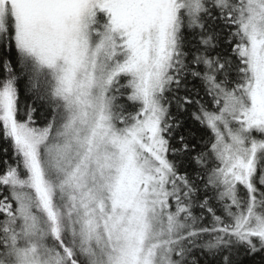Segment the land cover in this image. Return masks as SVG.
<instances>
[{"label": "snow or ice", "instance_id": "1", "mask_svg": "<svg viewBox=\"0 0 264 264\" xmlns=\"http://www.w3.org/2000/svg\"><path fill=\"white\" fill-rule=\"evenodd\" d=\"M0 264H264V0H0Z\"/></svg>", "mask_w": 264, "mask_h": 264}]
</instances>
